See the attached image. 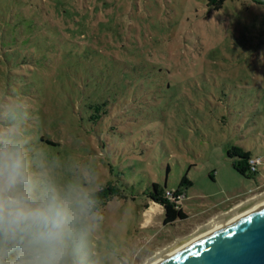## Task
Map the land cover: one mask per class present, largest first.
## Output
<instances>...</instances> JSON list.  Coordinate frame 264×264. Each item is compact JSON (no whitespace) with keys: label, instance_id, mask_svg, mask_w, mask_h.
I'll return each instance as SVG.
<instances>
[{"label":"rangeland","instance_id":"1","mask_svg":"<svg viewBox=\"0 0 264 264\" xmlns=\"http://www.w3.org/2000/svg\"><path fill=\"white\" fill-rule=\"evenodd\" d=\"M55 2L71 16L70 34L88 37L93 27L84 19L95 16L96 0ZM99 14L105 45L118 44L116 55L131 53L126 63L142 61L160 73L162 82L137 102L111 103L102 120V141H93L91 153L78 152L74 139L63 133L71 122L60 94L49 102V115L30 130L27 111L11 109L20 102L0 83V126L15 111L22 117L30 152L38 150L40 134L60 139L57 151L70 144L67 151L75 157L57 160V155L49 167L60 183L83 181L96 188L100 182L124 180L117 182L122 194L97 209L98 228L86 255L100 264H140L174 236L264 188V0H226L219 9L205 0H102ZM78 17L81 22L75 23ZM68 64L66 60L64 67ZM70 85L63 74L51 90L69 98ZM234 143L262 160L250 177L233 167L236 158L227 149ZM33 161L34 171L42 172V165ZM183 176L191 180L182 186L187 218L155 224L151 219L160 218L159 206L149 202L145 207L152 183L177 189Z\"/></svg>","mask_w":264,"mask_h":264},{"label":"trees","instance_id":"2","mask_svg":"<svg viewBox=\"0 0 264 264\" xmlns=\"http://www.w3.org/2000/svg\"><path fill=\"white\" fill-rule=\"evenodd\" d=\"M225 1L205 0V4L212 9H219ZM51 3L53 0H49V4L47 0H0V83H3L6 94L20 102L12 103L11 109L16 107L20 108L19 111H27L26 120L29 119L27 123L31 124L28 126L30 130L49 115V102L57 99L54 95L60 94L58 97L63 99L65 106L64 115L71 122V127L64 129L63 133L74 139L78 152L91 153L94 151L93 141H102V120L111 109L110 104L120 107L130 100L137 102L148 88L162 82L160 73L132 58L131 63H126L125 57L131 53L123 51L116 55L114 49L118 48V44L105 45L106 41L102 39V17L99 14L102 0L95 2V16L84 19L93 27V31L88 37L81 34L82 40L80 36L75 37L69 32L68 20L71 16L65 15L56 2ZM76 19L75 23L81 22L79 17ZM66 60L69 64L64 67ZM63 74L73 84L70 85L73 89H68L69 98L64 91L59 93L51 90V86ZM126 113L123 114L125 119L128 118ZM70 115L75 117V124ZM46 122H42L44 129ZM36 140L38 150L30 152V155L42 165V172L49 176V167L54 164L55 156L58 155L57 160L61 157L72 160L75 157L67 151L70 144L57 151L63 143L60 139L53 140L49 135L40 134ZM227 153L236 158L233 167L241 175L250 177L258 171V165H254L252 159L259 156H254L250 150L234 143L229 146ZM55 180L60 182L58 177ZM117 182L126 183L124 180H107L100 182L96 188L91 187L92 183L88 187L84 186L83 181L77 183L94 192L99 209L114 195L122 194ZM190 183L191 180L186 176L182 177L177 189H160L157 182L152 183L148 196L163 207L165 225L171 224L176 217L186 216L176 200L179 193L186 194L182 186ZM167 190H172L171 197L167 195Z\"/></svg>","mask_w":264,"mask_h":264},{"label":"clouds","instance_id":"3","mask_svg":"<svg viewBox=\"0 0 264 264\" xmlns=\"http://www.w3.org/2000/svg\"><path fill=\"white\" fill-rule=\"evenodd\" d=\"M0 126V264H100L86 249L98 228L93 191L33 169L22 117Z\"/></svg>","mask_w":264,"mask_h":264},{"label":"water","instance_id":"4","mask_svg":"<svg viewBox=\"0 0 264 264\" xmlns=\"http://www.w3.org/2000/svg\"><path fill=\"white\" fill-rule=\"evenodd\" d=\"M140 264H264V188L174 236Z\"/></svg>","mask_w":264,"mask_h":264},{"label":"crops","instance_id":"5","mask_svg":"<svg viewBox=\"0 0 264 264\" xmlns=\"http://www.w3.org/2000/svg\"><path fill=\"white\" fill-rule=\"evenodd\" d=\"M185 195H186V194H185ZM149 202H150V204L154 202L155 205L159 206V211H160V214H159V215H160V218H158L159 216L157 217V216L153 215L151 221L155 222V224H158V225H159V224H161V225H165V224L163 223V215H164V209H163V207L160 205V203H158V202H156V201H153V200H152V202H151V199H149L148 202H146L145 207L148 206V203H149ZM182 209H183V207H182ZM183 211L185 212L184 209H183ZM185 213H186V212H185ZM186 214H187V213H186ZM155 217L158 218V219H156V221H155V219H154ZM149 221H150V218H149ZM149 221H148V222H149ZM146 222H147V221H146Z\"/></svg>","mask_w":264,"mask_h":264},{"label":"built area","instance_id":"6","mask_svg":"<svg viewBox=\"0 0 264 264\" xmlns=\"http://www.w3.org/2000/svg\"><path fill=\"white\" fill-rule=\"evenodd\" d=\"M252 162L254 163V165H258V164H260V163L262 162V160H261L260 157H255V158L252 159ZM166 193H167V195H168L169 197H171V196L173 195L172 190H167ZM184 197H185V194H184V193H182V192L179 193V194L177 195V200H176V202H177L179 205H181V201H182V199H183Z\"/></svg>","mask_w":264,"mask_h":264},{"label":"flooded vegetation","instance_id":"7","mask_svg":"<svg viewBox=\"0 0 264 264\" xmlns=\"http://www.w3.org/2000/svg\"><path fill=\"white\" fill-rule=\"evenodd\" d=\"M175 207H176V206H175ZM186 218H187V214H186V216L183 217V218L176 217V218L173 220V222H172L171 224H176L177 221H180V222H181V221H183V220L186 219ZM184 226H185V225H184V224L182 225V223H181V227H180V228H182V227L184 228Z\"/></svg>","mask_w":264,"mask_h":264}]
</instances>
